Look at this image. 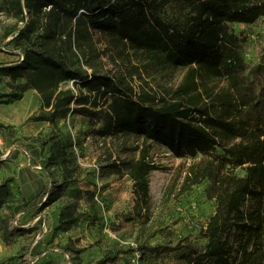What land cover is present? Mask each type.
Returning a JSON list of instances; mask_svg holds the SVG:
<instances>
[{
	"label": "rangeland",
	"instance_id": "rangeland-1",
	"mask_svg": "<svg viewBox=\"0 0 264 264\" xmlns=\"http://www.w3.org/2000/svg\"><path fill=\"white\" fill-rule=\"evenodd\" d=\"M54 16L47 21L45 12L35 14L24 2L20 10L10 0H0V65L22 62L24 47L38 51L50 47L88 79L58 85L43 81L42 89L31 88L22 98L7 102L11 84L22 79L0 76V153L7 159L0 168V264H96L120 247L134 251L110 264H189L188 247L204 248L205 241L197 237L217 210V201L206 195L207 178L196 182L209 164L218 163L217 152L177 156L143 134L119 130L98 134V121L72 112L55 121L37 117L52 111L44 98L47 93L53 95L51 103L62 91L85 97L87 107H107L111 94L87 83L96 76H107L149 104L183 101L195 106L231 91L226 74L198 63L173 65L163 51ZM34 21L45 28L47 21L51 37L44 36L43 24L30 38L18 35ZM234 27L245 37V58L258 61L264 53V15ZM217 136L226 146L242 140L224 132ZM217 150L223 151L220 146ZM136 167L146 173L148 195L136 186ZM227 172L243 176L246 165L226 164L221 175ZM63 182L68 183L66 191L49 203V192H57ZM253 188L260 193L261 184L256 182ZM263 195H247L224 234L231 262L264 264ZM79 212L93 218L70 224ZM146 243L180 248L141 255L137 248Z\"/></svg>",
	"mask_w": 264,
	"mask_h": 264
},
{
	"label": "trees",
	"instance_id": "trees-1",
	"mask_svg": "<svg viewBox=\"0 0 264 264\" xmlns=\"http://www.w3.org/2000/svg\"><path fill=\"white\" fill-rule=\"evenodd\" d=\"M24 6L36 13L45 12L48 20L63 18L87 29L117 33L134 45L148 50L163 51L173 65L198 63L218 75L226 74L231 91L218 94L204 105H190L183 101L163 105L146 103L124 89L117 87L107 76H96L87 83L93 90L111 94L105 108L86 106L85 97L59 92L44 95L46 104L53 106L38 119L55 121L70 112L86 115L100 123L96 133L106 135L112 130L143 134L155 142L168 146L177 156H196L199 153H216L199 180L207 178L206 195L217 201V210L208 225L201 229L198 239L205 241L203 249L190 245L185 257L189 264H236L227 256L223 237L233 216L241 209L249 194L264 192V53L256 62L248 61L243 53L245 37L235 29V24H252L264 15V0H10L15 8ZM48 8V11H43ZM34 21L20 29L18 35L30 38L31 34L45 28L44 36L51 37L50 28ZM63 21L59 28L63 27ZM65 31H62L64 33ZM72 34L69 33V36ZM23 60L0 65V76H10L17 81L7 102L22 98L31 88L44 87L43 81L58 83L69 79L86 80L80 71L69 67L63 55L53 49L38 51L22 49ZM88 80V79H87ZM76 106H72V104ZM224 132L242 140L230 146L221 145L218 134ZM218 146L222 147L218 152ZM7 159L0 153V168ZM226 164L246 165V174L235 172L221 175ZM146 173L138 167L133 173L136 186L148 195ZM142 178V179H140ZM261 184L260 193L254 184ZM67 182L50 191L48 202L56 201L66 191ZM264 196V195H263ZM90 220V213L79 212L69 222ZM61 228V225L59 226ZM67 227H63L62 229ZM261 244L264 247V213L261 214ZM176 246H158L146 243L137 251H175ZM134 251L120 247L104 254L96 264H110Z\"/></svg>",
	"mask_w": 264,
	"mask_h": 264
}]
</instances>
